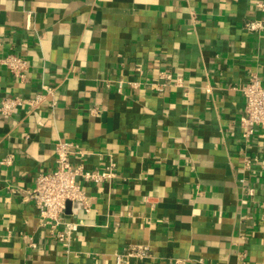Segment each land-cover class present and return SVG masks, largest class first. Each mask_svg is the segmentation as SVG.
Instances as JSON below:
<instances>
[{"label": "crops", "instance_id": "0c3cea01", "mask_svg": "<svg viewBox=\"0 0 264 264\" xmlns=\"http://www.w3.org/2000/svg\"><path fill=\"white\" fill-rule=\"evenodd\" d=\"M260 2L0 0V58L29 62L24 80L0 67V106L56 87L0 113V264H264V167L244 171L264 166V131L245 140L240 123L243 85L264 83ZM59 140L117 163L84 186L88 211L70 202L64 240L31 197Z\"/></svg>", "mask_w": 264, "mask_h": 264}, {"label": "built area", "instance_id": "2783aa9c", "mask_svg": "<svg viewBox=\"0 0 264 264\" xmlns=\"http://www.w3.org/2000/svg\"><path fill=\"white\" fill-rule=\"evenodd\" d=\"M259 5H261L260 0ZM32 12L28 13V28H31ZM4 66L13 77L24 80L26 71L29 67L28 59L18 54H7L0 58V67ZM171 81L173 78L168 75ZM166 84L157 82L153 86L162 91ZM44 92L37 95L36 98L24 99L18 95L5 97L1 101L0 113L9 115L15 109L24 104L36 106L40 103L42 97L54 96L56 87L44 84ZM122 89V83L119 84ZM242 92L245 96V110L240 123L243 127V137L248 140L252 137L255 130L260 128L264 131V83L257 74H252L248 81L243 85ZM92 154L91 151L83 147L76 141L59 140L56 144V167L49 172H40L36 177V185L31 193L34 204L40 215L45 221V225H50L52 231L65 223V230L58 232L60 240L72 230L77 228L76 223L64 222V216L67 210L68 202H79L85 210L90 209V200L85 192L86 184H101L114 179L117 171V163L111 153L103 165L90 167L87 158ZM78 157L80 162L74 163L73 159ZM12 157L2 160V164H11ZM257 165L263 163L259 156L248 157L244 162V171H252ZM246 183V178L240 180ZM250 194L254 193L252 187H248ZM139 256H146V251H138ZM123 256H117V264H122ZM174 264H190L186 259H176ZM242 264H246L243 262Z\"/></svg>", "mask_w": 264, "mask_h": 264}, {"label": "water", "instance_id": "95a60500", "mask_svg": "<svg viewBox=\"0 0 264 264\" xmlns=\"http://www.w3.org/2000/svg\"><path fill=\"white\" fill-rule=\"evenodd\" d=\"M70 205H71V203H70V202H68V204H67V209L70 207Z\"/></svg>", "mask_w": 264, "mask_h": 264}]
</instances>
